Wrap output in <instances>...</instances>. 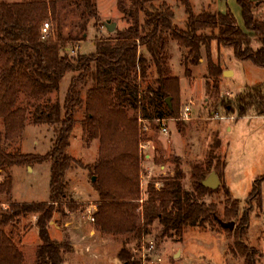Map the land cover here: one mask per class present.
I'll return each instance as SVG.
<instances>
[{
  "label": "trees",
  "instance_id": "1",
  "mask_svg": "<svg viewBox=\"0 0 264 264\" xmlns=\"http://www.w3.org/2000/svg\"><path fill=\"white\" fill-rule=\"evenodd\" d=\"M129 1L127 7L125 0H118V8L129 19V25L117 30L114 37L95 39V50L81 53L75 50L86 40L88 24L99 20L96 0H0V119L4 137L13 141L22 135L28 119L53 131L52 146L45 154L9 152L0 145V172L44 162L51 166L47 202L13 200L4 206L0 201V264H25V255L7 228L30 215L37 216L41 240L35 264H65L67 254L74 249L69 241L52 239L48 226L65 203L70 211L76 209L75 202L69 200L67 173L79 161L68 149L81 109L85 115L84 140H98L100 144L99 156L89 166L98 176L92 182L98 193L93 222L104 233L126 237L117 256L119 264H141L131 259L126 245L131 238L142 242L155 223L166 237L182 236L188 227L207 226L221 219L214 205L203 200L207 194L219 191L206 187L203 181L212 171L220 175L226 168V160L214 151L220 146L219 139L206 162L193 165L190 188L178 165L173 174L159 178V186L156 179L149 182L141 215L134 214V200L140 192L139 119L161 120L178 112L166 102L180 91V79L172 74L170 64L171 40L188 50L184 61L187 76L191 75V66L202 64L205 51L206 78L209 84L220 83L224 70L214 60L213 43L233 48L238 60L264 67V19L255 15L253 0H237L246 29L230 12L204 10L196 14L191 0H177L184 5L188 17L186 27L180 28L174 24V11L167 3ZM66 6H73L72 11L80 16L67 35L60 18L61 8ZM48 19L56 25L45 35L42 28ZM68 73L71 78L64 99L53 100L51 95L59 94ZM21 94L29 98L28 105L19 104ZM222 103L228 113L238 118L264 116V81L245 87L235 98H223ZM263 179L264 176L255 179L250 200L261 198ZM12 187L8 174L0 181V196L11 197ZM222 189L233 202V209L226 210L225 222L239 217L235 233L241 237L248 227L249 214L240 216L229 186L224 183ZM236 246L247 264H259L264 256L239 240Z\"/></svg>",
  "mask_w": 264,
  "mask_h": 264
},
{
  "label": "rangeland",
  "instance_id": "2",
  "mask_svg": "<svg viewBox=\"0 0 264 264\" xmlns=\"http://www.w3.org/2000/svg\"><path fill=\"white\" fill-rule=\"evenodd\" d=\"M17 2L23 0H6ZM163 2L171 6L174 11L173 22L180 28L186 27L187 13L184 5L177 0H155L156 5ZM254 12L258 18L264 19V0H253ZM99 20H91L88 24L86 40L78 45L75 51L89 53L95 50L94 40L103 37H114L117 30L126 28L129 19L119 10L118 0H96ZM196 14L202 11L230 12L234 15L239 26L246 29L242 9L237 0H191ZM130 6V1L125 0ZM73 6L61 8V27L64 34H69L74 25L80 21L78 12L72 11ZM53 31L56 23L48 19ZM109 23H115L116 28L110 31ZM43 24V25H44ZM171 53L172 74L180 79V91L171 96V103L178 112L172 117H166L169 129L163 133V123L158 120L140 121V192L134 200L137 208L134 214L141 215L142 205L146 199L147 187L150 181L173 174L179 165L185 172V185L190 188V175L194 164H204L209 158L215 141H221L215 152L222 160H226V174L231 181V198L237 200L239 215L249 214L247 229L240 236H236L235 229L238 218L232 217L226 222H235V227H223L214 222L207 226L188 227L182 236L172 235L163 237L160 226L155 223L151 233L142 242L131 238L126 247L131 259L141 264H247L245 256L240 253L236 241L244 242L248 246L258 249L264 254V179L261 184V198L249 199L256 178L264 176V116L237 117L230 114L222 103L223 98H235L245 87L264 81V67H259L251 61L238 60L233 48L218 47L213 43L214 60L223 66V70H231L233 74L221 75L220 83L208 82L206 53L203 52L202 64L191 66V75L185 74V55L188 50L181 47L177 41L169 42ZM71 74L68 73L61 84L59 94H52L51 98L64 99L70 84ZM210 86V88H209ZM212 86V87H211ZM85 95V94H84ZM29 98L21 94L19 104L28 105ZM34 103L35 101H31ZM189 106L190 115H184V109ZM33 109V106H29ZM131 115L134 113L131 111ZM140 117V115H138ZM234 117V118H233ZM77 123L68 149L69 154L79 161L67 173L69 200H73L76 209L70 211L66 203L60 212H56L52 221L62 225L65 231L64 239L75 244L66 256L65 264H119L118 253L124 245L125 236L107 234L100 231L93 222V214L97 209L98 193L93 183L98 176L90 171L99 156V141L87 143L84 140L82 120L84 110L77 115ZM229 125L232 131L226 130ZM4 123L0 119V145L9 152L45 154L52 146L53 131L46 125H34L28 119L25 131L13 141H6ZM149 144L148 147L142 145ZM51 166L49 162L32 165L14 166L0 172V181L10 174L13 181L11 197L0 196L2 205L9 201L20 203L47 202L50 198ZM224 172L219 176L221 184L218 192L207 194L203 200L213 204L222 220L225 221L226 210L233 209V202L227 199L222 185L225 183ZM211 174V173H210ZM209 174V175H210ZM37 216L30 215L22 218L17 224L7 228V232L17 241L23 238L22 249L25 264H35L36 249L41 240L38 231L32 233L33 223ZM51 221V222H52ZM72 222V226L70 225ZM50 225V224H49ZM36 226V225H35ZM59 226V227H60ZM61 226V227H62ZM70 228L78 237L85 236L82 241L71 239ZM78 233V235H77ZM52 238H60V231L51 229ZM58 241V240H56ZM155 247L149 249L150 242ZM259 264H264V256Z\"/></svg>",
  "mask_w": 264,
  "mask_h": 264
},
{
  "label": "crops",
  "instance_id": "3",
  "mask_svg": "<svg viewBox=\"0 0 264 264\" xmlns=\"http://www.w3.org/2000/svg\"><path fill=\"white\" fill-rule=\"evenodd\" d=\"M249 116H257V115H249ZM249 116H246V117H249ZM234 118V117H233ZM232 129H233V126L232 125H229L228 127H227V129L226 130H228V131H232ZM224 178H225V181H226V184L229 186V188H230V191H231V181H230V178L227 176V174H226V168H225V172H224ZM69 223H71L70 225L72 226V222H69ZM17 224V223H16ZM50 225L48 226V228H49V233H51V229L52 228H55V230H58V231H60V238L59 239H57V238H52V239H54V240H58V241H61V240H63L64 239V234H65V231L63 232L62 231V229H63V226L61 227L60 225V227L58 226V222H56V221H52V222H50L49 223ZM33 231H32V233H35V230H37L38 231V228H37V226H35L36 224L35 223H33ZM69 231H72V229L70 228V230ZM64 233V234H63ZM38 235H39V232H38ZM71 239H78L79 240V242H80V240L82 241V239L85 237V236H83L82 235V233H79V235H78V233H77V235H78V237L76 236V238L74 237L75 236V234H74V232L72 231L71 232ZM28 237V234H26L25 236H19V238H21V240H16L14 237H13V239H14V241H15V243L20 247V245H22V240H23V238L24 239H26ZM81 243V242H80ZM41 244V243H40ZM75 244H78V243H74L73 244V247H74V249L73 250H75ZM39 245V244H38Z\"/></svg>",
  "mask_w": 264,
  "mask_h": 264
},
{
  "label": "water",
  "instance_id": "4",
  "mask_svg": "<svg viewBox=\"0 0 264 264\" xmlns=\"http://www.w3.org/2000/svg\"><path fill=\"white\" fill-rule=\"evenodd\" d=\"M108 28H109L110 31H113L116 28V24L115 23H109L108 24ZM230 74H233V72L231 70H225L223 72L224 76H227V75H230ZM166 102H167V104L170 107L172 106L170 97H168L166 99ZM203 184L206 187H209V188H212V189H216V188H218L220 186L221 180H220L218 174L215 171H212L211 174L203 181ZM219 223L225 228L233 229L235 227V222H233V221L225 222L222 219H219Z\"/></svg>",
  "mask_w": 264,
  "mask_h": 264
},
{
  "label": "built area",
  "instance_id": "5",
  "mask_svg": "<svg viewBox=\"0 0 264 264\" xmlns=\"http://www.w3.org/2000/svg\"><path fill=\"white\" fill-rule=\"evenodd\" d=\"M42 31H43V33L45 34V35H48V33H49V31H50V23L49 22H46L45 24H44V26H43V28H42ZM190 112H191V109H190V107L189 106H186L185 107V109H184V115L186 116V117H188L189 115H190ZM160 121H162V123H163V127H162V131H163V133H165V134H167L168 132H169V129H168V127H167V125H166V119L164 118V119H161ZM149 146V144H146V145H142V148L144 147H148ZM157 186H159V185H157ZM146 195H147V193H145ZM142 201H144V199H141ZM93 220H94V218H92ZM144 240V239H143ZM142 240V241H143ZM148 245V248L151 250V249H153L154 247H155V244H154V242H150L149 244H147Z\"/></svg>",
  "mask_w": 264,
  "mask_h": 264
}]
</instances>
